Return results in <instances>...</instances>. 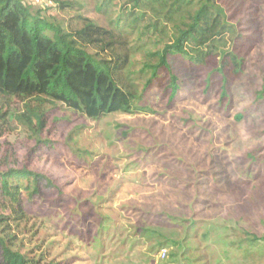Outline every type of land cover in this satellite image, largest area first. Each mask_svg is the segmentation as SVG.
<instances>
[{"label":"rangeland","instance_id":"obj_1","mask_svg":"<svg viewBox=\"0 0 264 264\" xmlns=\"http://www.w3.org/2000/svg\"><path fill=\"white\" fill-rule=\"evenodd\" d=\"M72 1L64 12L52 0L23 3L68 29L82 28L81 17L115 29L96 0ZM221 4L237 27L228 48L242 63L240 74L233 65L220 73L219 56L195 65L173 55L171 71L163 68L157 78L144 71L138 79L134 73L155 61L141 54L127 75L136 80L143 110L95 120L47 104L39 136L19 121L24 102L5 105L0 176L28 169L40 177L15 178L16 199L0 179V214L9 218L0 233L14 236L15 249L41 264H194L198 257L197 264H264V247L256 263L237 250L224 255L233 223L264 235V0ZM123 79L132 84L124 73ZM155 227L189 241L181 251L159 250L160 239L149 240ZM173 253L179 261L171 262Z\"/></svg>","mask_w":264,"mask_h":264},{"label":"trees","instance_id":"obj_2","mask_svg":"<svg viewBox=\"0 0 264 264\" xmlns=\"http://www.w3.org/2000/svg\"><path fill=\"white\" fill-rule=\"evenodd\" d=\"M52 1L63 12L76 4L72 0ZM96 1L99 12L110 14L115 29L101 27L83 17L82 28L68 29L61 22L43 18L23 0H0V122L6 117L5 105L14 99L24 102L26 107L19 121L37 136L46 127L42 108L47 104H66L95 120L113 113L143 110L139 105L142 96L134 84L136 80L127 75L141 54L155 61L148 68L144 64L148 70L134 73L138 79L145 75L144 71L151 72L153 78L163 68L171 71L169 58L173 55H180L195 65L204 64L209 56H219L220 73L230 65L239 74L242 71V63L228 48L238 35L237 27L230 22L221 0ZM140 31L141 37L128 42L129 37ZM151 45L162 47L152 52L148 50ZM123 73L131 85L123 82ZM175 81L172 76V82ZM259 96H264V84ZM242 118L239 115L237 119ZM38 141L41 140L38 138ZM24 177L40 178L28 169H13L0 176L3 189L13 199L19 195V185L13 180ZM2 209L7 212L9 208ZM7 220V215L0 214V229H7ZM226 229L224 239L229 248L224 255L229 258L237 250L256 263L263 255L264 235L250 233L239 223ZM148 233L149 240L160 239L159 250L177 246L181 251L189 241V235L183 241L172 238L175 232L163 227L148 229ZM15 246L14 236L6 230L0 233L2 264H41ZM176 254L170 257L171 262L178 260ZM184 256L191 262L189 256ZM199 258L192 262L202 263Z\"/></svg>","mask_w":264,"mask_h":264},{"label":"built area","instance_id":"obj_3","mask_svg":"<svg viewBox=\"0 0 264 264\" xmlns=\"http://www.w3.org/2000/svg\"><path fill=\"white\" fill-rule=\"evenodd\" d=\"M166 255L164 254V257H165Z\"/></svg>","mask_w":264,"mask_h":264}]
</instances>
